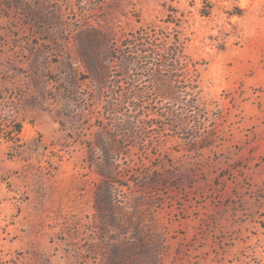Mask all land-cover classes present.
<instances>
[{"label": "rangeland", "instance_id": "1", "mask_svg": "<svg viewBox=\"0 0 264 264\" xmlns=\"http://www.w3.org/2000/svg\"><path fill=\"white\" fill-rule=\"evenodd\" d=\"M158 57L194 100L156 96ZM99 85L140 95L143 133L110 143ZM0 264H264V0H0Z\"/></svg>", "mask_w": 264, "mask_h": 264}, {"label": "trees", "instance_id": "2", "mask_svg": "<svg viewBox=\"0 0 264 264\" xmlns=\"http://www.w3.org/2000/svg\"><path fill=\"white\" fill-rule=\"evenodd\" d=\"M172 44L175 45V43ZM148 50H151V44L143 43L141 49L142 53L147 54ZM152 51L155 50L153 49ZM177 52L178 51H176V53ZM173 62L174 63H172L170 67L163 68L160 57L149 61V68L152 70V75L154 77L153 91L156 96L167 98L168 100H177L181 95H183V97L189 96L194 100L196 97L194 89L197 85L196 83H191L194 79L192 78L191 70L188 68V62L180 58ZM98 63L100 62H97V65H99ZM121 63L123 69H129V67L134 66L135 61L132 58H125ZM100 67L104 68L101 63ZM95 75L99 82H102L103 79L108 76L106 70L96 72ZM97 95L100 99L102 96L105 97L103 106L107 121L103 123L102 128H104L106 134L108 132L107 126L110 125L114 132L112 139H110V143L113 145L118 141V137H134L136 134L143 133L147 128L146 118L148 115L155 114L150 111L147 113L144 112V106L142 105L141 116L140 106L136 103L140 95L135 92L134 89L126 93L123 90H104L102 85H99L97 87ZM165 113L177 121L176 125L170 123V130L174 132L181 130L183 132L192 129V125H189L190 123L183 112L178 113L175 110L167 109ZM106 137L104 134H100V144H107L105 141L106 139H104ZM101 155V159L96 163L100 178L95 190V208L100 215L107 209V204L111 201H117L118 193L114 185V179L119 170L122 169V165H124L128 159V155L122 157L120 152L116 150H106Z\"/></svg>", "mask_w": 264, "mask_h": 264}]
</instances>
